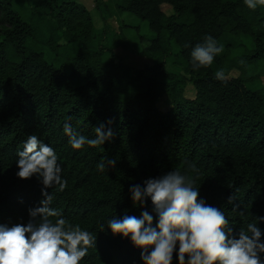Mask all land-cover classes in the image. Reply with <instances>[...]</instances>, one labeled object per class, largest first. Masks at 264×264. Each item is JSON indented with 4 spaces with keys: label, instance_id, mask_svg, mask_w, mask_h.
<instances>
[{
    "label": "trees",
    "instance_id": "trees-1",
    "mask_svg": "<svg viewBox=\"0 0 264 264\" xmlns=\"http://www.w3.org/2000/svg\"><path fill=\"white\" fill-rule=\"evenodd\" d=\"M105 8V15L128 14L154 32L139 36V55L152 63L145 70L134 75L117 62L104 45L106 31L76 0H0V223H26L28 209L43 199L35 177L15 176L17 150L30 134L53 146L63 164L67 186L48 190L51 207L66 226L97 236L80 264H142L138 249L101 225L125 212L139 216L143 209L132 206L129 185L171 170L195 178L200 196L225 212L234 233L258 222L264 88L249 85L264 76V7L253 11L243 0H110ZM124 27L115 43L129 49ZM207 35L223 51L210 67L193 70L190 52ZM219 70L226 83L214 78ZM233 70L240 75L232 77ZM166 96L172 108L162 110L158 101ZM66 121L88 138L103 123L114 137L74 151ZM106 159L116 167L101 172L96 165ZM230 195L239 208L227 203Z\"/></svg>",
    "mask_w": 264,
    "mask_h": 264
},
{
    "label": "clouds",
    "instance_id": "clouds-1",
    "mask_svg": "<svg viewBox=\"0 0 264 264\" xmlns=\"http://www.w3.org/2000/svg\"><path fill=\"white\" fill-rule=\"evenodd\" d=\"M243 3L253 11L264 7V0ZM222 51L223 45L213 36H205L190 52L193 70L210 67ZM214 78L226 83L223 70L216 71ZM63 132L74 151L85 145L96 148L114 137L103 123L95 127L94 138L76 132L67 121ZM15 162V176L22 180L35 177L43 199L28 209L26 223H0V264H80L89 249L96 247L97 236L66 226L62 213L51 207L53 195L48 190L58 186L62 192L67 186L54 147L30 134L17 150ZM116 164L115 159H106L96 167L103 172ZM191 168L198 172L195 165ZM128 193L132 206L143 209L139 216L115 215L101 228L128 240L140 251L142 264H174V260L175 264H264V229L260 227L264 216H256L258 222H249L246 229L234 233L225 212L200 196L195 178L180 170L144 178L129 185ZM227 203L234 210L239 208L232 195Z\"/></svg>",
    "mask_w": 264,
    "mask_h": 264
},
{
    "label": "rangeland",
    "instance_id": "rangeland-1",
    "mask_svg": "<svg viewBox=\"0 0 264 264\" xmlns=\"http://www.w3.org/2000/svg\"><path fill=\"white\" fill-rule=\"evenodd\" d=\"M81 4H84L87 8H89L94 16V22L96 28L99 30H104L106 39L104 40V45L108 48V51L113 53L116 56L117 62H121L126 66L131 68L132 73L135 75L139 71H143L147 68L149 64H152L151 61L145 57H141L139 55L140 52V44H139V36L146 35L148 37H154L155 34L149 29V26L146 23L139 22L137 18L132 17L128 14H124L121 16H113L105 15V7L106 4H109L110 0H99L103 3L98 7L97 0H76ZM163 10L169 15L173 14L172 7L169 5H164ZM125 24L123 33L127 41L130 43V48L125 49L117 42L115 33H120L121 25ZM139 28V30H138ZM244 42L252 46L251 39L249 37L243 36ZM64 42L62 41V44ZM168 69H171L170 62H168ZM239 70H233L231 72L232 77H238L240 75ZM252 89H262L264 88V76L259 77L254 81L253 84L249 85ZM195 89L192 87V84H189L187 95L188 97L195 96ZM158 105L162 110H169L172 108L171 100L166 96L161 98L158 101Z\"/></svg>",
    "mask_w": 264,
    "mask_h": 264
}]
</instances>
